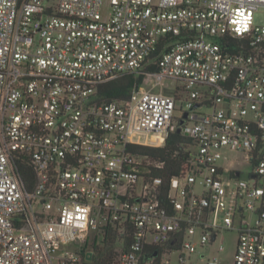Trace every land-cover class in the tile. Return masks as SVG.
Returning a JSON list of instances; mask_svg holds the SVG:
<instances>
[{
  "label": "built area",
  "instance_id": "built-area-1",
  "mask_svg": "<svg viewBox=\"0 0 264 264\" xmlns=\"http://www.w3.org/2000/svg\"><path fill=\"white\" fill-rule=\"evenodd\" d=\"M262 5L0 0V264H96L94 241L109 234L112 264L148 253L144 264H220L222 244L212 259L192 256L233 230V264H264ZM157 51L148 76L161 91L99 99L101 85L144 70ZM183 118L187 164L167 179L156 174L164 161L131 147H164Z\"/></svg>",
  "mask_w": 264,
  "mask_h": 264
},
{
  "label": "trees",
  "instance_id": "trees-1",
  "mask_svg": "<svg viewBox=\"0 0 264 264\" xmlns=\"http://www.w3.org/2000/svg\"><path fill=\"white\" fill-rule=\"evenodd\" d=\"M161 48L162 45L159 46V51ZM159 51L155 53L153 62L144 70L126 73L115 80L101 85L98 91L99 99L101 101L107 102L113 100H128L130 93L134 88L143 86L144 80L149 74H154L159 71L157 64V54ZM190 143L191 139L187 135L176 130L169 134L164 147H151L137 144L132 145L131 148L138 153L146 154L164 161V167L158 170L156 174L168 179L172 176L182 175V170L187 164L188 159L185 149ZM20 167L23 170V176L26 181L27 186L25 187H32L31 185H33L34 182L33 169L26 162L20 164ZM85 247H88V245L86 244ZM114 247L115 238H113L110 234L106 238H97L93 245L96 253L95 263L112 264L118 255V253L114 250ZM150 255V253L146 254V256L143 258L142 264L147 261V257H150Z\"/></svg>",
  "mask_w": 264,
  "mask_h": 264
},
{
  "label": "rangeland",
  "instance_id": "rangeland-1",
  "mask_svg": "<svg viewBox=\"0 0 264 264\" xmlns=\"http://www.w3.org/2000/svg\"><path fill=\"white\" fill-rule=\"evenodd\" d=\"M254 24L256 26H263L264 25V6L263 5L259 6L255 12ZM154 83H156V84L154 85ZM163 85H165V89H164L165 93L172 94L175 91L177 93L178 97H180V98L184 97V94L182 92H180V88L177 87V86L181 85V83L179 81L164 80ZM143 87L147 91L158 92V91H161L162 84L157 83V81L155 79V75L154 76H147L146 79L144 80ZM176 87H177V89H176ZM203 111H208V109L203 108ZM231 155L234 157H240V158L242 157V155L237 153V152H232ZM222 163L226 166L230 165V163H227L226 161H224ZM240 165H242L240 168L243 169L242 178L243 179H249L250 174L252 172V166L249 165L248 163H240ZM236 238H237V231L236 230L224 231L221 234H219L218 239L214 242L212 247H210V246L205 247V250H207V252L203 251V249L200 248L198 250V252L192 256V259H194V262L196 263L197 262L196 259L199 257V255H201L202 252L207 253V259L208 258L212 259V257L218 253V248H219L220 244H222L224 246V250L218 253L219 257L221 258L220 264H233ZM118 256H119V254L117 255L114 262L117 261ZM176 258H177L176 255L172 256V259H176ZM198 264H206V262L199 260Z\"/></svg>",
  "mask_w": 264,
  "mask_h": 264
},
{
  "label": "water",
  "instance_id": "water-1",
  "mask_svg": "<svg viewBox=\"0 0 264 264\" xmlns=\"http://www.w3.org/2000/svg\"><path fill=\"white\" fill-rule=\"evenodd\" d=\"M187 115H188L187 113H184V118H186ZM184 118L180 121V127L177 130L178 132L181 131V125L184 124ZM236 174L239 175V172H236ZM81 251L83 252L84 251V248H82ZM92 256H93V252L92 251L86 252V258L87 259L91 260L92 259Z\"/></svg>",
  "mask_w": 264,
  "mask_h": 264
}]
</instances>
